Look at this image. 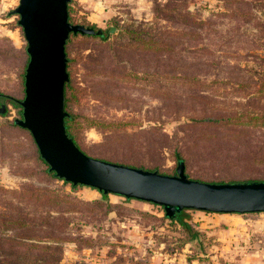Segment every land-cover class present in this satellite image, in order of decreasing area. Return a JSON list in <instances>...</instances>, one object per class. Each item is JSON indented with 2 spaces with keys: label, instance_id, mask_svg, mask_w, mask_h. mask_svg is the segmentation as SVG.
<instances>
[{
  "label": "rangeland",
  "instance_id": "obj_1",
  "mask_svg": "<svg viewBox=\"0 0 264 264\" xmlns=\"http://www.w3.org/2000/svg\"><path fill=\"white\" fill-rule=\"evenodd\" d=\"M238 1L69 0L75 23L142 24L155 27L157 39L148 52L137 43L123 48L122 41L72 38L66 45L71 80L85 89L67 109L93 121L75 119L85 154L169 174L179 153L192 179L264 180V17L254 0ZM16 5L0 0V92L21 100L27 60ZM152 72L157 84L144 85ZM2 104L0 188L45 185L75 197L54 232L63 238L60 264H264V212L186 210L197 244L162 218L160 206L114 194L100 198L91 187L70 189L44 177L30 133L10 126L20 109ZM217 111L231 117L227 126L194 120ZM16 197L0 190V209L35 207Z\"/></svg>",
  "mask_w": 264,
  "mask_h": 264
},
{
  "label": "water",
  "instance_id": "obj_2",
  "mask_svg": "<svg viewBox=\"0 0 264 264\" xmlns=\"http://www.w3.org/2000/svg\"><path fill=\"white\" fill-rule=\"evenodd\" d=\"M69 0H17V15L27 62L20 118L14 122L31 135L48 170L66 182L159 205L171 216L181 209L213 213L264 212V181L206 183L187 178L177 163L174 175L116 164L82 153L63 126V85L67 81L64 44L70 33L94 34L70 23ZM3 107L0 106V111Z\"/></svg>",
  "mask_w": 264,
  "mask_h": 264
},
{
  "label": "trees",
  "instance_id": "obj_3",
  "mask_svg": "<svg viewBox=\"0 0 264 264\" xmlns=\"http://www.w3.org/2000/svg\"><path fill=\"white\" fill-rule=\"evenodd\" d=\"M253 0H239V3L249 4ZM69 2V1H68ZM254 3L258 5L257 9L262 16L264 17V0H254ZM241 9V8H240ZM239 9V13H240ZM69 7L67 3V19L71 23H75L70 18L68 13ZM165 9L161 8V5H156V11L158 12H165ZM234 12V11H233ZM77 23L84 25L85 27H91L94 31H98V33L94 34H80L70 33L68 38L64 44V53L66 58V73L68 80L63 85V111L65 116L63 117V126L66 135L71 139L73 144L85 154L82 150L77 138L76 134L73 131L74 124L76 123V117L83 118V122L90 126L93 124L92 119L88 117H84L82 115L74 114L67 109L68 104H71L73 99L80 100L83 96L85 89L79 87L77 83H73L71 80V74L73 69L69 66L70 59L67 57L66 54V45L70 42L72 38H79V39H97L101 42L110 41H122L123 48H133L135 47L134 44H139L141 51H149L151 44H155V36L152 34L155 31V27L152 28L150 26H144L142 24H131V23H118L117 21L113 20L110 22L106 28H95L93 24H88L84 22L77 21ZM264 24L262 23V28ZM133 43V44H132ZM165 44V43H163ZM264 45V44H263ZM145 52V53H146ZM24 54H27L24 50ZM27 62V61H26ZM22 66L21 72V79L24 73L25 64ZM69 66V67H68ZM156 75L152 72V75L149 76L146 80L145 84H157L156 81L150 79V77H155ZM196 78V76H194ZM159 96V95H158ZM123 98V97H116V99ZM121 101H125L120 99ZM128 100V99H127ZM3 102L12 105L13 107H18V100L14 99L13 97L0 92V106L3 107L2 111H0V115H3L5 111ZM130 103V101H129ZM127 103V104H129ZM230 112V111H229ZM166 114V113H165ZM213 114V113H210ZM167 115V114H166ZM215 118L212 117H205L200 119H194L197 121L202 122H211L215 123V126H227L228 122L232 119L230 116L224 117L221 115L220 111L214 113ZM176 117V116H174ZM18 118H14L10 123L11 127L17 128L19 130H26L18 126L14 120ZM27 131V130H26ZM33 146L35 144L33 143ZM34 153L36 160L40 162L43 166L40 173L49 179L57 180L59 179L63 183H67L70 189H74L78 184H72L69 182L64 181L56 177L53 171L48 170V165L43 161V159L39 156L37 149L34 147ZM87 155V154H85ZM88 156V155H87ZM94 158V157H93ZM100 160L107 161L106 158H97ZM174 160L175 166L172 170V173L165 174L158 172L156 166H153L149 169L143 168L140 164H133L128 162H117V161H108L116 164H121L125 166L141 168L144 170L149 171H156L160 174L165 175H174L175 169L178 162H181L183 165V174L189 178L185 172V165L184 159L179 153H174ZM192 179V178H189ZM206 183H234V182H246V181H264V180H257V179H223L218 178L216 180H199V179H192ZM3 193L8 195L17 194L16 199H21L22 196L28 200H33L35 202V207L31 210H24L21 207L16 206H7V208L0 209V264H60V252H59V242L63 241V238L57 237L54 235V232H58L60 225L64 223L62 219V212L67 210V206L72 204L75 197L69 195L68 193H63L62 191L55 190L50 186H29L25 189H3L0 188ZM100 198H105L107 194H103L99 192ZM128 200V199H127ZM19 201V200H18ZM156 205V204H154ZM159 206V205H156ZM161 207V206H160ZM162 208V207H161ZM189 209H181L178 212H174L173 215L168 216L165 214L163 208V215L162 218L168 221L170 224H177L179 226V230L183 231L189 236L190 240H195L197 244L200 243L198 239L197 231H195L192 227H190L189 223L186 221V214L185 211ZM55 213L56 215H52ZM56 219V224H54L51 219ZM61 220V221H59Z\"/></svg>",
  "mask_w": 264,
  "mask_h": 264
},
{
  "label": "crops",
  "instance_id": "obj_4",
  "mask_svg": "<svg viewBox=\"0 0 264 264\" xmlns=\"http://www.w3.org/2000/svg\"><path fill=\"white\" fill-rule=\"evenodd\" d=\"M224 214H230V213H224Z\"/></svg>",
  "mask_w": 264,
  "mask_h": 264
}]
</instances>
